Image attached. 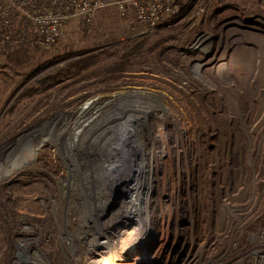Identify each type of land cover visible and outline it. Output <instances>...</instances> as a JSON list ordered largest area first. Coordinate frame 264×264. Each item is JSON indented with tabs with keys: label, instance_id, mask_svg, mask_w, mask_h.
<instances>
[{
	"label": "rangeland",
	"instance_id": "obj_1",
	"mask_svg": "<svg viewBox=\"0 0 264 264\" xmlns=\"http://www.w3.org/2000/svg\"><path fill=\"white\" fill-rule=\"evenodd\" d=\"M200 2L149 34L110 9L90 24L68 22L49 48L24 30L19 43L0 34V175L9 172L0 179V264H95L103 242L118 249L114 234L136 226L120 215L135 197L120 190L127 178L116 174L119 186L105 194L97 178L123 137L129 162L158 139L151 152L167 174L160 205L150 209L145 196L139 210L156 243L125 248L145 254L125 252L124 264H258L264 121L261 110L244 116H254L253 98L264 105V0ZM91 53L78 75L68 71ZM215 59L236 60L248 75L220 68L212 78ZM251 156L260 187L243 168Z\"/></svg>",
	"mask_w": 264,
	"mask_h": 264
},
{
	"label": "bare ground",
	"instance_id": "obj_2",
	"mask_svg": "<svg viewBox=\"0 0 264 264\" xmlns=\"http://www.w3.org/2000/svg\"><path fill=\"white\" fill-rule=\"evenodd\" d=\"M215 61H216V59H215ZM216 62L217 63L216 64L214 63V66L211 68V70H209L207 72L210 77H212L216 73L221 72L220 68H222V69L231 68V71L235 72L236 74H238L240 76H247L248 75L242 69V67H240L239 62H236V60L234 63H232L231 61L226 62V61H221V60H217ZM250 89H251V87H249L248 92L250 91ZM261 99H263V97L258 98V99L253 98L251 100L250 104H251L252 112L254 113V116H252L253 115L252 113L245 115L244 116L245 122L252 121V117H255V114H257L256 112L258 110L262 111L260 113L261 115L259 116V118H263V121H264V105L261 104ZM230 100H231L230 98L227 99L228 104L230 103ZM253 100L256 101V103H254ZM236 104H237V100L234 99L233 109H232L233 113L235 111H237V107H236L237 105ZM230 113L232 114L231 110H230ZM235 114H236V112H235ZM128 120H126V121H128ZM257 121H258V119H257ZM83 130H84V128H82V130H79V131L75 132V134H73V137H74L73 141L74 142H76L78 140L79 136L82 135ZM117 134L119 135L120 132L116 133L115 135L117 136ZM156 136H158V134ZM118 138H119V136H118ZM122 139L123 140L118 144L119 149H117V147L116 148L113 147V149L110 148L108 150L110 152L108 156L111 157V161H110L111 163L109 162L110 163L109 166L105 165L104 168H102L101 173L99 174L97 180H99V182H100L99 183V185H100L99 189L101 191H103L105 194L107 191L110 193L111 191L113 192V190H116L115 188L118 185L117 184L118 182L115 181L116 180V178H115L116 174L120 175L118 177L119 180L127 178L128 182H129L127 189H124V188H122V189L119 188V189L122 191L124 196H132L133 195L135 198L129 206L123 207L120 215H121L122 219L124 218L125 220L131 219V218H127L126 216H132L131 220H134V223H136V226L133 227V229H131V230L119 231V232H116L114 234L116 236V238L118 239V242H119V244H118L119 246H118L117 250H109L108 249L110 244L113 243V242H110V240L108 242H103L100 245L101 251H102V256H101V258H98L95 261V264H124L126 261L120 260V258H122V257L126 258V256L127 257H133L135 255H137L136 257H138L139 255L142 256V254H145L144 253L145 248H144V250L142 249V250H137L134 252H132L130 250H124V249L128 248V247L143 248L144 246H149V245H147L148 241L153 240L152 236L150 235V226L153 225V223H152V220H150L148 223L149 227H147V229H144V227H143L144 225L142 224V221H143L142 218L143 217L139 216V210H140V207L143 203L142 202L143 199H145V196L148 199L146 202L150 203V209L154 208L155 207L154 205H156V204L160 205V203H161L160 198H163V196H164L162 190L164 189V187H166V184H165L166 179H167L166 171L158 168V166H157L158 165V159L151 152L152 147H157L158 139L155 140L154 138H152L151 142H147L146 144H143V146L138 151L139 157L138 158H137V156L133 157L132 161L130 160V162L128 161L129 157L131 158V155L128 153V151L130 150V148H129L130 147L129 146L130 140L126 137H123ZM262 140H263V136L260 138V141H262ZM260 143L261 142H259L258 146L260 145ZM253 148H254V146H253ZM36 150L37 149L34 148L33 155H35ZM123 152H125V153L127 152V155L122 156L121 154ZM156 152H157V150H156ZM253 153H254V151L251 149V155H253ZM141 160L143 162H141ZM241 161H243V163H244L243 168L246 170L245 171L246 176H247L248 181L251 184L252 188L257 187L258 181H257V175L256 174H258L257 171L259 169L257 160L251 156L250 159H248V160H247V158L243 157V159ZM132 162L134 164H132L133 167L131 168V170L128 174L126 167H128ZM140 162L143 164L142 168L140 167V165H141ZM8 173H9L8 171L3 172L0 175V179L2 177L6 176ZM252 191H253V189H252ZM260 194H263V193L260 192ZM162 204H163V202H162ZM123 206H125V205H123ZM263 209H264V204L261 207V210H263ZM151 212L149 210L150 214L154 213V211L152 213ZM152 243H156V241L153 240ZM125 252H127V254H125L126 256L124 255ZM154 263H156V262H154ZM139 264H143V263L139 262Z\"/></svg>",
	"mask_w": 264,
	"mask_h": 264
},
{
	"label": "built area",
	"instance_id": "obj_3",
	"mask_svg": "<svg viewBox=\"0 0 264 264\" xmlns=\"http://www.w3.org/2000/svg\"><path fill=\"white\" fill-rule=\"evenodd\" d=\"M200 0H0V34L19 43L33 34L38 46H55L65 25L78 20L90 24L103 10H115L130 27L141 26L145 34L168 26ZM185 6L184 11L181 10ZM202 12V7H199ZM19 39V40H18ZM3 42V38H2ZM264 240V237H263ZM256 262L264 264L260 254Z\"/></svg>",
	"mask_w": 264,
	"mask_h": 264
},
{
	"label": "trees",
	"instance_id": "obj_4",
	"mask_svg": "<svg viewBox=\"0 0 264 264\" xmlns=\"http://www.w3.org/2000/svg\"><path fill=\"white\" fill-rule=\"evenodd\" d=\"M184 9H185V6H182L181 10L184 11ZM140 46H141V45H139V46H137V47H136V46H132V47L128 48L127 51H128L129 53L133 54L135 51L137 52V48H138V47L140 48ZM95 55H96V54L91 53L90 55H87V57H85V58L79 60L78 62H74L73 64L67 66L68 71H69L71 74L78 75L80 69L84 68V67L86 66V64L90 63V61H94V59H95V57H96ZM126 56H127V55H125V58H126ZM127 57H128V56H127ZM126 59H127V58H126ZM122 65H123V64H122ZM122 65H121V66H122ZM78 67H79V69H78ZM72 68H75V69L72 70ZM76 69H78V70H76ZM74 70H75V72H73ZM36 90L39 91V89H36ZM33 94H34V92H33ZM260 223H261V222H260Z\"/></svg>",
	"mask_w": 264,
	"mask_h": 264
},
{
	"label": "water",
	"instance_id": "obj_5",
	"mask_svg": "<svg viewBox=\"0 0 264 264\" xmlns=\"http://www.w3.org/2000/svg\"><path fill=\"white\" fill-rule=\"evenodd\" d=\"M121 155H122V156H125V155H127V152H126V153H125V152H123Z\"/></svg>",
	"mask_w": 264,
	"mask_h": 264
}]
</instances>
